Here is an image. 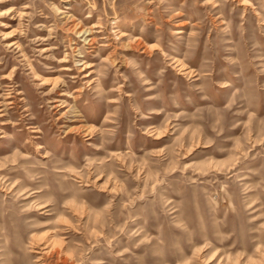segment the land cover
<instances>
[{"label":"rangeland","instance_id":"374dc122","mask_svg":"<svg viewBox=\"0 0 264 264\" xmlns=\"http://www.w3.org/2000/svg\"><path fill=\"white\" fill-rule=\"evenodd\" d=\"M0 264H264V0H0Z\"/></svg>","mask_w":264,"mask_h":264},{"label":"bare ground","instance_id":"6f19581e","mask_svg":"<svg viewBox=\"0 0 264 264\" xmlns=\"http://www.w3.org/2000/svg\"><path fill=\"white\" fill-rule=\"evenodd\" d=\"M13 9L12 8H8L6 11H3L4 13L5 12H10V11H12ZM72 30H73V32L74 33H76V35H79V34H83L84 32H89V30H90V28H81V26L80 25H78V24H74L73 25V27H72ZM9 45L8 46H12L13 44H16L15 45V47H17L18 46V44L16 43V42H10V43H8ZM63 69L64 70H67L68 69V67H63ZM19 140H17V142H18ZM22 140L20 139V143H22V145L25 147V148H27V145H26V143L25 142H21ZM44 147V145L42 144V143H38V145L36 146V149L37 150H39V149H41V148H43ZM44 155H42V157H43Z\"/></svg>","mask_w":264,"mask_h":264}]
</instances>
